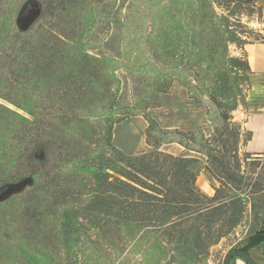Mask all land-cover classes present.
<instances>
[{
	"label": "trees",
	"instance_id": "obj_1",
	"mask_svg": "<svg viewBox=\"0 0 264 264\" xmlns=\"http://www.w3.org/2000/svg\"><path fill=\"white\" fill-rule=\"evenodd\" d=\"M116 6L113 0L106 8L102 35L93 41L98 13L90 0L73 4L75 22L60 33L70 2L50 0V20L16 42L8 59L1 54L8 30L0 25V65L7 69L0 99L25 114L2 105L9 114L0 128L22 131L29 118L54 115L40 132H25L19 157L32 139L58 140L64 150L54 175L22 200L17 246L26 264H79L81 257V264H206L212 249L239 230L240 242L264 234V153L243 151L253 135L234 116L247 107L245 48L264 43L255 27L263 18L259 0H132L122 59L95 56ZM133 9L136 29L128 20ZM120 72L165 85V95L183 87L205 105L211 134L163 129L144 111L151 151L118 149L114 127L130 111L116 107ZM45 98L54 101L51 113L40 106ZM173 143L205 158L213 195L197 184L202 159L161 150Z\"/></svg>",
	"mask_w": 264,
	"mask_h": 264
},
{
	"label": "rangeland",
	"instance_id": "obj_2",
	"mask_svg": "<svg viewBox=\"0 0 264 264\" xmlns=\"http://www.w3.org/2000/svg\"><path fill=\"white\" fill-rule=\"evenodd\" d=\"M49 1L0 0V25H5L8 30L6 37L9 44L1 52L5 59L9 58L15 43L25 34L32 36L31 34H34L40 25L44 24L43 22L46 23L50 20L45 15V7ZM68 1L70 2V14L66 18L65 24L58 31L59 33L65 31V27L71 29L77 17L75 11H73V4H77L79 0ZM90 1L96 7L95 14L98 13L94 25L96 31L90 36V39L96 41L102 35V18L106 17V8L112 4L113 0ZM116 1L117 6L111 16L109 35L103 40L102 49L93 50L91 54L95 56L105 55L115 60H121L125 25L127 24L126 16L132 0ZM132 11L134 12V9ZM137 17V13L134 12L128 18L134 29L137 28ZM255 27L259 28L258 25H255ZM1 72H7L5 65H0ZM116 75L121 83V92L116 107L130 109L126 112V119L116 124L113 131L114 144L124 153L139 155L151 151V147L146 143L145 131L148 122L143 116L144 111L163 129L189 131L200 127L206 135L211 134L212 126L208 123L205 115V105L192 100L183 87L176 86L170 95H165V85L163 88L157 87L154 82L141 78L140 75H135L132 78L125 72ZM39 102L42 104L40 106L45 107V110L51 113L49 106L53 105L54 101L45 98L39 100ZM2 105L14 112L25 115L16 107L0 99V119L9 114L1 107ZM131 107L139 114L134 115ZM9 117L15 119L11 115ZM27 117L29 118V116ZM54 117V115H50L46 116L45 119L37 120L29 118L33 123L27 124V129L22 131L20 129L17 132H12L11 129L0 128V264H26L17 246V241L21 237L20 230L23 227L19 223L22 200L37 184L54 175L64 150L58 140L41 138L37 142L31 140V143H33L24 156L19 157V154L20 150L26 145V141H28L25 132L27 131L30 134L40 132L47 126V122L54 119ZM82 133L86 134L82 128H79L78 134L81 135ZM92 135L98 136L99 131ZM161 150L175 156H194L202 159L203 162L198 169L197 184L202 191L213 195L214 191L209 187L210 176L203 169L205 160L203 156L186 151L177 143L165 144L161 147ZM33 173H37V175L32 176ZM242 238H244V233L241 229L229 238L224 239L212 249L211 257L206 264H223L227 254L233 249L237 250ZM81 259H79V264H81ZM132 262L130 264H133ZM113 263L117 264L115 261Z\"/></svg>",
	"mask_w": 264,
	"mask_h": 264
},
{
	"label": "crops",
	"instance_id": "obj_3",
	"mask_svg": "<svg viewBox=\"0 0 264 264\" xmlns=\"http://www.w3.org/2000/svg\"><path fill=\"white\" fill-rule=\"evenodd\" d=\"M259 4L263 9V18L258 27L264 34V0H259ZM245 51L251 68L247 107L239 108L234 116L253 135L252 140L243 147V150L254 154L264 153V43L247 45ZM237 250L248 253L257 264H264V234L249 236L241 242ZM230 264L247 263L241 258H234Z\"/></svg>",
	"mask_w": 264,
	"mask_h": 264
},
{
	"label": "water",
	"instance_id": "obj_4",
	"mask_svg": "<svg viewBox=\"0 0 264 264\" xmlns=\"http://www.w3.org/2000/svg\"><path fill=\"white\" fill-rule=\"evenodd\" d=\"M234 258H241L247 264H257L248 253L240 251V250L230 251L225 257L223 264H230L232 259Z\"/></svg>",
	"mask_w": 264,
	"mask_h": 264
}]
</instances>
